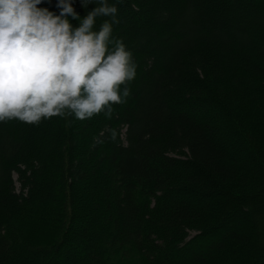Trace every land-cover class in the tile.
<instances>
[{
	"label": "trees",
	"instance_id": "obj_1",
	"mask_svg": "<svg viewBox=\"0 0 264 264\" xmlns=\"http://www.w3.org/2000/svg\"><path fill=\"white\" fill-rule=\"evenodd\" d=\"M217 1L231 7L218 10L222 22L251 10ZM107 2L118 8L112 38L136 64L130 95L111 116H57L49 142L32 147L20 121L0 122V264H165L186 253L173 264H264V31L250 34L259 22L218 27L198 0ZM160 2L145 29L142 5L151 13ZM70 3L81 20L98 6ZM38 7L60 11L57 0Z\"/></svg>",
	"mask_w": 264,
	"mask_h": 264
},
{
	"label": "clouds",
	"instance_id": "obj_2",
	"mask_svg": "<svg viewBox=\"0 0 264 264\" xmlns=\"http://www.w3.org/2000/svg\"><path fill=\"white\" fill-rule=\"evenodd\" d=\"M41 2L0 0V122L111 116L136 76L131 52L112 38L118 8L107 0H81L84 7L98 5L81 20L70 0H57L59 14L38 7ZM69 16L80 21L77 27ZM98 17L111 19L94 31Z\"/></svg>",
	"mask_w": 264,
	"mask_h": 264
},
{
	"label": "rangeland",
	"instance_id": "obj_3",
	"mask_svg": "<svg viewBox=\"0 0 264 264\" xmlns=\"http://www.w3.org/2000/svg\"><path fill=\"white\" fill-rule=\"evenodd\" d=\"M158 1H160V0H158ZM260 1H262V0H249V2H250L249 6H251L250 12L247 13V11H245L243 13V15H239V16L235 15L236 18H235V20L233 21L232 24H231V22H228V19H226L223 22L220 20V18H222L221 17L222 12H220V11H223L224 9L227 10V11H231V7H229L227 4L225 6L224 2L217 1V0H207V4L205 5L204 2H202L201 0H198L197 4H198V6L200 8V11H201L203 17L205 15H207V13L209 15V13L211 12V13H213V18L216 17L217 20L219 19L218 27L226 26V27L232 28L233 26L234 27H240L243 24V22L251 20V19H255V20H257L260 23V18H259V13H260L259 4L261 3ZM201 2L203 4H201ZM160 6H161V2H160V4L158 3V6L153 5L152 6L153 8H152L151 13H150V10H148L149 5H142V7H143V10H142L143 14L142 15L143 16L140 18L141 26H143L145 29L154 28L155 22H157L155 20V18H156L155 15H157L155 13V11L159 10ZM140 7H141V4H140ZM216 10H217V12H214ZM218 10H220V11H218ZM126 13H127L126 15H127V17H128L130 22H133V21L136 22L137 21V17L135 18V15L131 11H129L127 9ZM209 17L211 18V16H209ZM234 23H235V25H234ZM259 23L256 26L257 29H256V27H254L255 29L250 31V34L252 36H255V34H257L258 31L263 34L264 25H260ZM130 36L131 37H129V38H133L134 37V36H132V34H130ZM126 39H127V37H126ZM256 40L258 41V39H256ZM258 42H260V41H258ZM250 54H252L254 59H256V54L257 53L254 50L251 51ZM183 107H185V105L184 104H180V108L182 109ZM193 109H195V108H193ZM193 109H191V110L193 111ZM213 110L214 109L211 107L210 113L214 112ZM193 112L194 113H199L200 111L199 110L198 111L194 110ZM204 113H209V111L207 112V110H205ZM57 119H58V117L56 116V117H52L50 119L42 120L38 125H31V124H26V123L21 122V124L25 128V131L20 134V139L22 141L26 142L28 147H32V144H31L32 143V139H33L34 143H36V144H39V143L41 144L42 142H46V141L49 142L50 138L52 137V131L54 129V125L57 123ZM42 140H44V141H42ZM74 153H77V152L74 151ZM86 155H87L86 160H87V162H88V164L90 166L91 172H92L94 164H95L94 163L95 161L91 157V155H89V154H86ZM78 183L79 182L77 181V184ZM16 187L19 188V184L18 183L16 184ZM82 188L86 192L87 195H90L91 190H89L88 187H82ZM210 193H211L210 195H205V197L213 195L212 192H210ZM175 197L176 198H181L182 197V198L190 199L194 203H198V202L201 201L200 200L201 198L198 195H194L193 196L191 194H182L180 192L177 193L175 195ZM93 209H94V215L98 216L99 210H98L97 206L94 203H93ZM84 227H87L86 223H84V224L81 223V224L74 225V228H76L77 230L80 229V231L78 232V237L80 239H83V240H84V238L89 239L85 235L86 232H85V228ZM94 233L96 234V235H94V240L96 241V238H98V232H96L94 230L93 234ZM199 244H204V242L196 243L197 246ZM188 256H189L188 253L182 254V255L170 254L165 259L166 260L165 264H173L174 263L173 260H175V259H180V260H182V262L183 261L186 262V260L188 259ZM75 259H77V257H74V260ZM78 261H80V259ZM154 264H156L155 261H154Z\"/></svg>",
	"mask_w": 264,
	"mask_h": 264
}]
</instances>
